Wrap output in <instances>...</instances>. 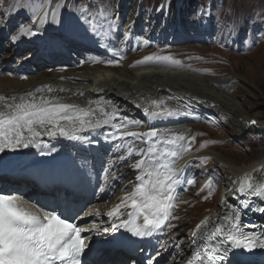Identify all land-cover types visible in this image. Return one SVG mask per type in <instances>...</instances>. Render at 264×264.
I'll return each instance as SVG.
<instances>
[{"label":"bare ground","instance_id":"obj_1","mask_svg":"<svg viewBox=\"0 0 264 264\" xmlns=\"http://www.w3.org/2000/svg\"><path fill=\"white\" fill-rule=\"evenodd\" d=\"M22 11L26 13L24 8H22ZM27 11L29 12L30 22H27L26 27L37 32V35L21 36L16 42H13L12 39L7 40L8 49H5L3 48V43L6 41L4 33L7 28L6 25L0 26V95L8 97L20 96L26 95L29 92H35L36 89H42V92L36 94L45 95L47 97H60L63 98L64 102L76 103L81 107L91 108L93 110L91 116L93 123H95L96 120L108 119L109 123L107 125L102 124L100 128H97L100 130L107 129L110 131H119L121 133L132 131L136 127L142 130L148 128L150 131H156L160 128L168 131L174 130V133H177L178 136H183L184 139L177 140L174 145L164 144L163 141L162 145H158V142L155 147L157 150L167 148L178 152L177 157L169 158V160L174 161L171 166L178 172L180 178L191 173L192 169L199 161H217L223 166L225 171L228 172L227 175L232 177L233 186L231 189L236 187L237 183L249 177L253 182L264 179V148L262 150V157L258 158L256 162L250 165H240L230 154L216 151V149L211 151H197L193 155H187V153H189L187 145L190 139H192L191 133L188 134L187 130L189 129V125H193L197 122H219L229 127L233 134L239 135L247 131V124H249L251 120H255L257 121L256 124L260 125V127L258 130L256 127L251 130L256 129L259 133L264 132V112L257 111L251 118L244 116L243 110L230 94L232 90H236L239 86L249 89L245 81L239 80L235 75H230L225 78H212L201 75L196 71L192 72L179 67L173 68L168 65L165 66V64L163 65L157 60L140 63L144 61V58L147 56L165 51L166 49L164 48L152 47L159 42L157 40L159 35L166 36L169 34L163 33V31L159 34L160 31H158L153 24L150 27L147 26L149 29L144 35H138L139 29L136 27V24L138 25L139 19L137 15L126 23L124 27H121L120 24L117 23L122 15L119 14L115 22L114 36L110 37L111 43L115 44L118 48L120 56L124 57V54L129 52L134 54L125 58L128 60L124 61L120 67H115L117 63L110 66L104 60L101 62H56L54 66L50 67L43 64L37 65L40 56H36V50L34 53L32 50H29L31 53H26V56L17 59L15 56L21 52L20 49L24 48L21 46L26 43H28L27 45L35 43L39 47L44 46L45 49H47L55 32L54 29L58 26V12H51L47 5L44 7L38 5L33 8L27 7ZM28 12L26 14H28ZM52 17H54V19H52ZM41 21H43V23H41ZM129 25H131V27H129ZM18 30L19 29L15 30L13 35H17ZM126 31L128 33L127 38L124 37ZM176 37L177 33H173L170 39L175 40ZM145 41H147V43H145ZM105 45L107 46V44ZM3 52H6V54L3 55ZM50 52L52 55L54 54L51 48ZM53 56L55 57V54ZM131 57L137 58L131 62L129 61ZM119 58L121 59V57H118V59ZM138 58L141 60L137 62ZM12 60L16 63L12 71V76H5L4 74L9 72L6 70L7 66L9 63H12ZM94 64L98 65L93 67ZM20 65L25 69L36 68V77L34 76L35 78H32L29 82H24L18 78L17 76L25 74L17 70ZM8 74L11 75V73ZM29 76L32 75H28L27 77ZM49 88L53 91L49 92ZM60 89H64L65 91L61 92L59 91ZM81 93H83V95H81ZM253 96L255 97L257 95L254 94ZM88 101H92L93 103L89 104ZM257 104L263 105L262 102H258ZM137 105H140V107H137ZM145 108L148 109L149 112H159L167 108L169 111L176 114L171 117L165 116L150 119L144 112ZM132 113L134 118L127 120L126 117H131L129 114ZM129 121H139L140 123L130 124ZM65 126L66 128L68 127L67 124H65ZM204 127L203 125L195 124L193 130L196 133L202 132L204 131ZM97 129L89 128L85 131L77 132L76 134H88L92 130L95 131ZM164 134L165 133H163V135ZM193 136L195 137V135ZM149 139L151 141L155 140L154 138H148L147 144L149 143ZM40 140L41 145L39 149L19 148L14 151L6 150L4 153H0V163L3 162L2 159L11 161L13 157L16 160L23 159L24 162L30 161L34 159V154L37 152H44V147L53 146L60 141H70L66 137L59 135L55 139L42 136ZM38 153L36 155H38ZM235 156L236 155H234V157ZM113 157L117 159L118 155H113ZM137 159H144V157L142 155L134 158L130 165L135 163ZM101 160L103 161L102 165H106L110 162L109 157L105 159L104 155ZM47 161H49V158H47ZM130 165L125 167L123 171L129 176L128 180L122 184H118L117 188H120L122 191H125L127 188H133V190H127L123 194L120 191L118 196L115 197L116 199L111 202L110 207L122 203L124 198L128 197L139 183L135 179L139 171L134 170ZM119 170L120 169H118V171ZM121 172L120 170V173ZM229 190L225 188L224 191H222L220 188V201L216 204V208L198 221H209L205 229V234L211 230L212 222L220 223L225 214H230L232 205L226 197ZM198 193L201 195L200 191H198ZM173 194L175 197L181 194V192H179V186L176 187V191ZM19 198L22 197L19 196ZM122 205L126 209L130 208L125 203H122ZM197 224L198 223L195 224V227ZM195 227L194 230L196 229ZM192 231L193 229L190 233ZM173 238L177 241L180 239L177 235H173ZM201 238L202 237L198 235L194 239L189 234L188 241L185 239L184 243L180 245L181 248L176 250V246L170 243L169 251L176 257L175 261L179 260L181 256L187 260L192 253L194 255V248H205L206 244H208L209 247L211 246L207 241H202ZM110 257L108 260L111 264H125L121 254H114Z\"/></svg>","mask_w":264,"mask_h":264},{"label":"rangeland","instance_id":"obj_2","mask_svg":"<svg viewBox=\"0 0 264 264\" xmlns=\"http://www.w3.org/2000/svg\"><path fill=\"white\" fill-rule=\"evenodd\" d=\"M63 4H68L77 16L80 15V9H89L88 19L91 20L95 17L93 23L97 25L96 31L100 30L103 33L109 32L104 24L106 23L108 27L112 22L115 24L119 14L122 15L117 23L121 27H124L137 15L139 19L138 25L136 24L139 29L138 35H144L149 29L147 26L150 27L154 24L160 31L159 34L161 31L169 34L158 36L159 42L152 48L159 47L166 50L154 54L171 56L173 60L180 61V65L162 60L158 61L159 63L173 68L179 67L192 72L196 71L212 78L235 75L239 80L245 81L249 88L245 89L239 86L230 93L243 110L244 116L251 118L257 111L264 112V0H83L82 3H78L77 0H0V26L6 25L8 28L4 33L6 41L3 43V48L8 49L7 40L11 39L15 30L30 22L27 7L47 5L51 12H58L59 21L60 19L62 21L68 12L67 9L59 7ZM22 8L28 14L23 13ZM79 22L83 25V20ZM78 27L83 30L80 24ZM83 27L88 29L87 32L91 37L97 33L92 31L91 25H83ZM113 32L114 30L111 34L114 36ZM11 33H13L12 36ZM173 33H177L175 40L170 39ZM107 38L110 47L105 43V50L120 62L115 64V67H120L123 64L124 61L121 60L134 55L129 52L124 54V57L120 56L118 48L111 43L110 37ZM65 44L69 45V43ZM74 49L80 50L81 48L75 47ZM21 52L15 58L19 59L26 56V53H31V51H27L21 55ZM52 52L55 54V58L59 59L56 51L52 50ZM5 54L6 52H3V55ZM36 56L40 55L36 54ZM75 58H79L77 53L73 55V59ZM135 58L137 57H131L129 61L133 62ZM139 60L141 59L138 58L137 62ZM35 77L21 78V80L29 82ZM252 94L257 96L254 97ZM258 102H262L263 105H258ZM129 115L131 117H126L127 120L134 118L133 113ZM211 123L204 121L195 123L205 126L204 131L197 133L193 130L195 124L189 125L187 131L188 134L191 133L192 139L189 138L190 142L187 145L189 153L187 155H193L197 151L216 149V151L230 154L240 165H250L262 157L264 132L259 133L257 131L259 127H256L257 130H247L245 133L235 135L229 127L219 122ZM145 129L136 127L132 131L137 133L149 131L148 128ZM160 131H164V136L159 139L155 138L154 142L148 146L144 142L146 137L137 138L124 135L126 136L124 141L131 149L136 148L138 152L143 150L140 152L141 154L148 148L155 147L158 142H160L158 145H162V141L178 137L174 130L168 131L161 128ZM41 152H37L38 155L49 158L44 152V154ZM36 154H34V158H37ZM234 155L236 156L234 157ZM143 157L145 158L144 154ZM191 174V180L194 183L189 185L187 193L178 201L179 207L171 225L172 235L180 237V244L184 243L185 239L188 241L190 231L194 229L195 224L216 208V204L220 201V188L224 191L225 188L229 190L233 186L232 177L227 175L228 172L217 161H199L192 169ZM127 190L132 191L133 188H127L125 191L118 188L116 196L120 191L123 194ZM198 191L201 192V195H197ZM209 191L212 192V195L206 200L205 197ZM177 197L180 198L181 194Z\"/></svg>","mask_w":264,"mask_h":264},{"label":"snow or ice","instance_id":"obj_3","mask_svg":"<svg viewBox=\"0 0 264 264\" xmlns=\"http://www.w3.org/2000/svg\"><path fill=\"white\" fill-rule=\"evenodd\" d=\"M77 2L82 3L83 0H77ZM59 7L67 9L68 12L62 21H57L56 35L52 37L54 42L71 43L78 39L79 35L75 24L80 20H83V25H91L93 32L97 30V25L93 23L96 18L88 19L89 9H80V15L77 16L68 4L59 5ZM83 25L81 28L87 32L88 29ZM114 29L115 24L112 22L109 30ZM24 35L35 36L37 32L21 25L18 34L13 35L11 39L16 42ZM127 35L126 31L124 37L127 38ZM153 60L171 61L174 65H180V61L173 60L171 56L155 54L145 57L144 61L140 63ZM22 79H26V77H22ZM48 91L53 90L49 88ZM59 91L65 90L60 89ZM40 92L42 89H36L35 92L20 96L0 95V153L19 148L39 149L42 136L55 139L59 135L70 141H82L84 137L77 135V132L89 128L97 129L102 124L109 123L108 119L96 120L93 123L91 108L64 102L60 97L36 94ZM88 103L93 102L88 101ZM144 112L150 119L171 117L176 114L167 108L159 112H149L145 108ZM129 123L139 124L140 122L129 121ZM250 123L254 125L257 121L253 120ZM65 124L68 125L67 128ZM124 135L155 138L158 134L156 131L145 133L129 131ZM183 139V136H178L174 139L164 140L163 143L174 145L177 140ZM128 151L130 155L133 154L131 148ZM140 152H137L136 155H139ZM41 154H44L43 151ZM144 156V159H137L130 165L131 168L139 171L135 177L139 183L135 186V190L122 201L128 207L136 210L135 214L129 213L130 217L142 216V225H137L136 219L132 218L126 219L120 225H115L112 228V231H119L122 227L131 236L140 238L150 237L152 230L160 229L169 218V209L173 207L171 201L175 199L173 193H175L176 187L183 183L188 185L194 183L191 179L182 181L178 172L171 166L174 161H170L169 158L177 157V151L167 148L157 150L155 147H150L147 152H144ZM118 159L123 161L125 158L120 156ZM100 190L104 191V188ZM235 191L244 197L264 199V182H253L249 177L242 180ZM211 195L212 192L209 191L205 199L207 200ZM16 200L17 197L14 196L0 195V264H81V257L85 255V249L89 248V245L85 243L86 238L81 234L90 231V229L70 223L68 217L62 218L55 211L44 212L42 217L31 214L18 208ZM243 207L264 214V207L253 209L247 200ZM118 211L119 206L117 207ZM108 215L112 216L114 213L109 212ZM240 219L239 210H230V214H225L220 223L212 222V228L207 234H205V229L209 221L197 224L190 236L195 239L200 235L211 246L206 244L203 252L188 259L187 264H195L196 261H199L200 264H264V231L259 235L241 232ZM255 249L261 251H254ZM149 264H152L151 257Z\"/></svg>","mask_w":264,"mask_h":264}]
</instances>
